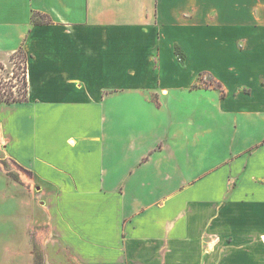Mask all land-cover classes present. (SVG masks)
<instances>
[{"label":"crops","instance_id":"0c3cea01","mask_svg":"<svg viewBox=\"0 0 264 264\" xmlns=\"http://www.w3.org/2000/svg\"><path fill=\"white\" fill-rule=\"evenodd\" d=\"M20 49L0 264H264V0H0Z\"/></svg>","mask_w":264,"mask_h":264},{"label":"rangeland","instance_id":"374dc122","mask_svg":"<svg viewBox=\"0 0 264 264\" xmlns=\"http://www.w3.org/2000/svg\"><path fill=\"white\" fill-rule=\"evenodd\" d=\"M24 60V53L18 51L15 54L6 57L4 63L0 61V65H2V70L0 71L1 89L5 92L14 93L15 97L17 98H21L25 89L23 76ZM201 80L204 84H206V86L212 85L214 83L209 76H202ZM206 92L208 98L214 97L216 94L210 90H206ZM207 107L208 110L211 109L210 104H208ZM209 123L210 121L208 119V126H210ZM0 171H4L10 178H13L14 180L18 179L16 174L18 170L11 163H8L2 159H0ZM44 243H46L44 245V252L37 244L34 246V248H32L34 255V261L32 264H74L67 256H65L64 253L58 254V249L56 248V251V249L50 245L51 242H47L45 240ZM43 254L46 256V258H43Z\"/></svg>","mask_w":264,"mask_h":264},{"label":"trees","instance_id":"16d2710c","mask_svg":"<svg viewBox=\"0 0 264 264\" xmlns=\"http://www.w3.org/2000/svg\"><path fill=\"white\" fill-rule=\"evenodd\" d=\"M51 21L47 15L41 14L39 12H32L31 14V23L33 25H45L49 24ZM21 51L22 50H18ZM178 57L181 58V56L178 53ZM24 68H23V76H24V85L25 89L23 91V95L21 98L15 97L14 93L12 92H5L4 90L1 89L0 86V103H18V102H25L27 100V82H26V56L24 54ZM2 70V65H0V71Z\"/></svg>","mask_w":264,"mask_h":264}]
</instances>
